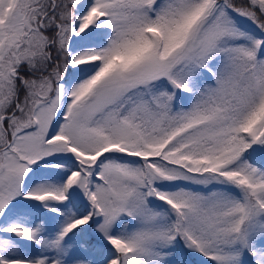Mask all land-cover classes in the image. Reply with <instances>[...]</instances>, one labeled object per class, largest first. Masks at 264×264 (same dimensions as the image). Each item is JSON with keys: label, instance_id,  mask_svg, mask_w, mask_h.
<instances>
[{"label": "trees", "instance_id": "obj_1", "mask_svg": "<svg viewBox=\"0 0 264 264\" xmlns=\"http://www.w3.org/2000/svg\"><path fill=\"white\" fill-rule=\"evenodd\" d=\"M112 1L38 0L32 4L24 12L25 27L29 30L36 25V21L29 18V12L45 8L38 16V23L52 19V24L46 28L38 24V29L48 38L45 51L49 55H46V60L50 56L58 62L47 60L45 69L31 68L26 61L21 62L20 75L15 76L16 91L19 93L24 88L26 76L43 78L54 67L53 64L61 62V50L52 49L59 37V24L66 25L72 31L70 43L63 46L66 61L72 62L73 56L76 58L77 55V61L88 60L91 63L80 73L66 78L71 84L80 85L89 76L84 73L86 69L89 68V73L97 71L101 77L117 67L128 69L154 48L156 40L161 42L160 50L166 58L185 42L193 24L209 4L220 0H157V5L167 3V7L162 8L165 11L153 6L150 16L144 17L143 21L136 19V34L128 37L130 43L126 49L123 45L126 34L120 32V25L122 17L130 21L132 18L129 11L122 14L121 7H116L112 12L107 7ZM249 2L256 3L254 0ZM217 5L219 17L226 16L230 21L225 39L219 43L212 59L205 62L196 59L192 63L195 73L193 70L188 75L184 72L182 77L174 71L171 77L163 76L137 88L143 96L126 103L123 110L117 111V117L127 122L136 135L121 139L124 145H116L114 154L104 155L102 161L97 158L89 160V166H95L90 173L96 171L98 174L90 179V184V177L87 178L88 186L84 195L71 188V183L74 186L80 176L79 163L65 159L43 162L45 165L63 163L77 172L67 184L66 195L62 198L55 196L62 200L58 207L59 226L56 228L53 218L49 231L53 236L64 232V236L60 234L62 237L57 242L43 243L41 250L39 245L34 244L27 254L16 252L13 246H5L7 241L0 239V264H86L84 260L72 259L89 256H96L99 264H264V215L260 217L259 226L243 235L240 241V227L246 230L249 216L245 217L244 214V197L234 189L224 183L211 184L205 187L206 191L204 187L201 188V208L194 211L193 203L177 196L178 190L189 186L182 183L172 186L154 183L144 172L155 166L158 167L156 171L163 174L165 167L162 162L168 161L174 168L185 169L190 173H195L192 167L197 166L199 168L196 170L200 171L198 174L203 178L213 172L221 174L235 185L249 188L254 206L260 198V194L252 192L251 188L259 182L264 183V176L258 174L263 172L264 175V134L260 137V133H255L264 119V28L253 21L246 22L224 4ZM170 20L175 25L167 28L166 32L170 31V36H166L163 26ZM155 23L157 27L153 26ZM121 37L122 44H116V40ZM166 37H169L168 42L165 41ZM234 81L238 82L237 86L233 84ZM137 91H130L123 98ZM139 103L144 104L146 114L139 109ZM217 111L220 112L218 116L215 114ZM156 116L162 118V125L158 126ZM220 129L224 131L222 135L217 134ZM100 133L105 136L108 146L111 141H117L110 129H101ZM220 136L222 138L217 142ZM258 138L261 151L256 145ZM186 156L188 167L184 165ZM109 157L119 158L140 168L144 185L130 197L131 206L127 212L121 213L109 232L102 236L98 226L106 214L96 186L97 182H102L99 177L101 164ZM252 169H257V183L252 181ZM68 175L60 176L59 179L54 174L52 177L45 175L41 180L42 197H53L50 191L46 193L45 190L60 191ZM37 176L38 173L33 171L34 180L30 179L28 184H35ZM107 182L106 186L111 187ZM28 190V187H23L21 202L35 201L36 197H32ZM212 190L219 191V196L223 195L225 202H238L237 208L229 207L222 200L220 210L215 199L219 196L207 199ZM260 201L264 207V196L257 202ZM154 209L162 211L171 222L170 232L166 235L170 242L167 250H156L143 238L147 219ZM97 210L100 212L98 216ZM72 221L76 226L66 229ZM5 225L0 223V227ZM58 247L63 249L64 257L58 254ZM63 258L67 262L62 261Z\"/></svg>", "mask_w": 264, "mask_h": 264}, {"label": "rangeland", "instance_id": "obj_2", "mask_svg": "<svg viewBox=\"0 0 264 264\" xmlns=\"http://www.w3.org/2000/svg\"><path fill=\"white\" fill-rule=\"evenodd\" d=\"M37 1L0 0V223H6L5 226L0 227V239L4 238L7 241L5 246H13L16 252L25 254L31 252L34 244L39 245L41 250L43 243H54L58 241V238L61 239L64 236V232L53 236L49 231L50 223L55 218L56 228L59 226L58 207L62 200L58 198L66 195L67 184L77 173L66 164L45 165L44 161L65 159L79 163L80 176L74 186L71 183V188L72 191L75 190L76 193L84 195L88 186L87 178L90 177V184V179L98 174L96 171L93 174L90 173L95 166H89V160L97 158L100 161L104 155L114 154L116 145L119 146V143L124 145V141L121 139H130L136 135L134 129L127 122L117 117V111L123 110L126 103L143 96V93L138 92L137 88L155 82L163 76L171 77L174 71H177L182 77L184 72L186 75L192 73V70L195 73L192 63L196 59H199L200 62L212 59L219 43L225 39L230 21L226 16L219 17L218 11H216L217 4L228 6L246 22L253 21L257 26L264 28V0H254L256 3H250L249 0H220L218 3L212 1L193 24L185 42L170 52L166 58L160 50L161 42L156 40L154 48L128 69L117 67L101 77L96 73L97 71L89 73L88 68L84 72L89 75L86 80L80 85H74L66 79L68 75L80 73L91 63L88 60L77 61V55V59L75 55L73 56L72 62L66 61L63 46L70 43L72 31L66 25L59 24V37L52 49L61 50V62L57 63V60L48 56L47 60L57 61L56 64H53L54 67L49 70L50 72L43 78L41 76L32 78L26 76L25 86L18 93L15 76L20 75L21 62L26 61L31 68L35 69H45L44 65H48L46 55H49V52L45 51L48 38L39 32L38 24L41 28H46L51 26L52 19L38 23V16L45 8H36L29 12V18L36 21L34 28L27 30L24 24V12L28 11ZM104 1L110 2V0ZM156 2L157 0H126L125 3H122L114 0L107 5L112 9V12L116 7H121L122 14L129 11L128 14L132 18L130 21V19L122 17L120 32L123 31V34H126L123 41L124 49L130 43L128 37L136 34L134 27L135 23H138L136 19L143 21L144 17L150 16L153 6L157 10L160 8L165 11L162 8L167 7V3L161 2L157 5ZM174 25L172 20L164 24L163 29L166 36H170V31L166 32L167 28H173ZM153 26L157 27L158 24L155 23ZM244 26L246 27L245 24ZM234 35H236L235 30ZM166 38L165 41L168 42L169 37ZM121 39L122 37L117 39L116 44H122ZM146 42L148 43V41ZM72 64L73 67H71ZM157 84L160 85V83ZM233 84L237 86L238 82L234 81ZM255 87L258 89L257 83H255ZM130 91L137 92L123 98ZM139 109L146 114L143 103H139ZM215 114L218 116L220 112L217 111ZM155 121L159 123L158 126L163 124L162 118L157 116ZM263 124L264 119L255 131V133H260V137L264 134ZM104 128L110 129L111 135L117 139V141H111L109 146L105 136L100 133V130ZM223 132V129H220L217 134L222 135ZM221 138L222 136L218 137L217 142ZM259 139H256V145L261 151ZM120 154L123 155V153ZM185 159L184 165L188 167L187 156ZM168 162H162L165 167L164 175L156 171L157 167L155 166H152L151 169L148 168L147 172L144 170L146 173L144 174L148 175L154 183L169 186L182 183L189 186L178 190L177 196L193 203L194 211L201 208V188L204 187V191H206L205 187L211 184L222 185L224 183L245 200L244 214L249 218L246 230L240 227L238 239L242 241L243 235L259 226L260 217L264 215V207H262L261 201H257L264 196V183L255 178L257 169H252L250 174L253 183L259 182L251 188L252 192L260 194V198L254 206L249 188L235 185L221 174L213 172L207 173L203 178L198 174L200 171L196 170L199 168L197 166L192 167L195 173H190L185 169L174 168ZM100 170L99 177L101 178L103 175V181L97 184L96 190L106 215L98 226V231L106 235L119 215L127 212L131 206L130 197L134 193L137 194L144 183L140 168L120 161L116 157H109L104 161ZM33 171L38 173V181L35 184H28L30 179L34 180ZM53 174L56 179L65 174L69 175L64 182L62 181L60 191L45 190L46 193L50 191L49 193L53 197L44 196L45 198H43L41 180L45 178V175L52 177ZM258 174L264 176L263 172ZM107 180L111 187L105 185ZM24 186L28 187V192L32 197H36L34 202L20 201ZM195 188L197 190H194ZM194 192H196V197H194ZM213 196H219V191L212 190L207 199ZM215 199L221 210L222 200L225 202L223 195ZM225 204L237 208L238 202L228 200ZM25 209L29 211L26 212ZM98 215L100 212L97 210ZM139 216L142 215L139 214ZM209 225L211 226L210 223ZM75 226V222L72 221L66 229H72ZM170 226L171 222L164 217L162 211L155 210L147 219L146 237L143 238L147 239L150 246L156 250H167L170 242L166 235L170 232ZM19 246H22V249H19ZM244 251L246 252L245 247ZM58 254L62 257L65 256L63 249L60 248ZM75 260H84L86 264L100 263L96 256L73 257L72 261ZM62 261L67 262L65 258Z\"/></svg>", "mask_w": 264, "mask_h": 264}]
</instances>
